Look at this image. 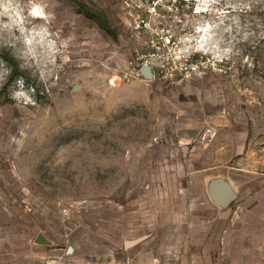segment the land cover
Wrapping results in <instances>:
<instances>
[{"label": "rangeland", "instance_id": "374dc122", "mask_svg": "<svg viewBox=\"0 0 264 264\" xmlns=\"http://www.w3.org/2000/svg\"><path fill=\"white\" fill-rule=\"evenodd\" d=\"M161 34L172 59L144 45ZM181 55L206 74L179 83ZM199 97L239 128L262 120L264 0H0V264H255L264 185L227 208L249 248H213L223 208L182 142L183 120L188 143L204 130ZM198 215L212 225L192 235Z\"/></svg>", "mask_w": 264, "mask_h": 264}, {"label": "crops", "instance_id": "0c3cea01", "mask_svg": "<svg viewBox=\"0 0 264 264\" xmlns=\"http://www.w3.org/2000/svg\"><path fill=\"white\" fill-rule=\"evenodd\" d=\"M192 90H195L197 96H200L203 89L194 87ZM198 101L201 102L203 107V114H194L196 123L193 122V124L198 126V129L204 127V130L199 132L196 137L194 134L191 136L192 143H188L190 142L189 136L184 135L187 134V128L190 125H186V121H182V128L185 130L182 134V142L185 146H190V158L187 167L191 170L193 183L208 187L213 181H221L233 191L236 196L235 200L241 192V187H243L241 183L250 182L248 184H252L254 187L264 185V116L261 117L262 120L253 117L246 118L243 126L239 128L240 126L231 119L217 114L214 110L211 111L205 100L199 97ZM183 111L187 112L185 109ZM227 208L222 209L224 218L223 240L220 245L214 242L213 247L218 251H222L224 256L230 255L228 251H242L249 248L245 243L231 241L233 223L230 219L232 211ZM198 221L197 229L191 224L188 231L190 234L205 233L206 229L212 225L211 222L207 224L205 217L202 215H198ZM218 224V221H214L213 226L217 227ZM183 229L181 227L179 231L183 232ZM143 240H145L144 237L139 239L138 243ZM195 240V237L191 240L193 246ZM197 240L199 241L200 238L198 237ZM198 245L199 242H196L195 246ZM251 249L257 252V257L254 258L256 259L255 264H264V257H262L264 256V244L255 243L251 246ZM239 254L233 264H240L246 260L243 257V252Z\"/></svg>", "mask_w": 264, "mask_h": 264}, {"label": "built area", "instance_id": "2783aa9c", "mask_svg": "<svg viewBox=\"0 0 264 264\" xmlns=\"http://www.w3.org/2000/svg\"><path fill=\"white\" fill-rule=\"evenodd\" d=\"M144 45L149 47L153 53L161 54L162 58L164 57L165 60L172 59L173 54H175L173 51V47L175 46L174 41L171 36L166 34H161L154 40L144 41ZM175 60L178 63L176 79L179 83L187 82L194 77H200L206 74L204 71V58L201 56L198 57V60L196 59L193 61L190 59L189 55H181L176 56ZM146 63L143 65H147ZM132 70L135 71L134 68H132ZM62 213L66 214V210H62Z\"/></svg>", "mask_w": 264, "mask_h": 264}, {"label": "water", "instance_id": "95a60500", "mask_svg": "<svg viewBox=\"0 0 264 264\" xmlns=\"http://www.w3.org/2000/svg\"><path fill=\"white\" fill-rule=\"evenodd\" d=\"M139 73L141 76L151 79L152 78V72L151 69L147 65L141 66ZM208 195L212 202L216 205H218L221 208H227L231 205L233 201H235V194L230 189L228 185L221 181H213L208 186ZM139 242L138 240L127 242L125 244V248H130L136 243ZM35 243L40 245H48L49 243L43 239L41 235H38L35 239ZM72 250L69 248L68 253H71Z\"/></svg>", "mask_w": 264, "mask_h": 264}]
</instances>
